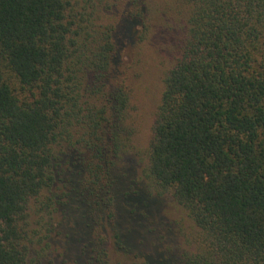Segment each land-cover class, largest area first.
Instances as JSON below:
<instances>
[{"label": "trees", "instance_id": "trees-1", "mask_svg": "<svg viewBox=\"0 0 264 264\" xmlns=\"http://www.w3.org/2000/svg\"><path fill=\"white\" fill-rule=\"evenodd\" d=\"M112 1L0 0V264H53L57 234L88 264H108V239L164 264L138 253L117 209L132 150L119 67L153 0ZM176 2L188 29L149 172L201 231L178 264H264V0Z\"/></svg>", "mask_w": 264, "mask_h": 264}, {"label": "rangeland", "instance_id": "rangeland-1", "mask_svg": "<svg viewBox=\"0 0 264 264\" xmlns=\"http://www.w3.org/2000/svg\"><path fill=\"white\" fill-rule=\"evenodd\" d=\"M152 5L149 28L142 30L145 39L141 41L137 31L127 35L129 41L119 67L118 83L124 84L129 95L127 128L131 133L132 150L121 163L127 176L122 200L117 205L118 222L138 253L164 258V264H178L177 260L199 250L201 231L170 194L157 188L150 177L149 165L165 79L181 52L189 10L176 0H153ZM103 14L106 18L114 17L108 12ZM37 221L38 217L32 214V226ZM57 235L53 242L57 250L51 256L53 264H88L83 244L73 238L68 239L69 245H63ZM107 252L108 264L143 263L140 257L117 252L111 239L107 241Z\"/></svg>", "mask_w": 264, "mask_h": 264}]
</instances>
